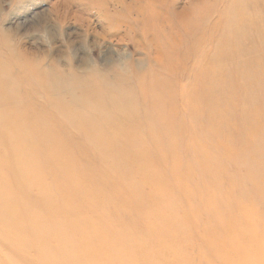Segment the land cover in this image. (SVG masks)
<instances>
[{"label": "rangeland", "instance_id": "rangeland-1", "mask_svg": "<svg viewBox=\"0 0 264 264\" xmlns=\"http://www.w3.org/2000/svg\"><path fill=\"white\" fill-rule=\"evenodd\" d=\"M55 1H58V0H0V57H1V61L3 62L2 64H0V80L2 81V83L5 84L3 85V87H0V115L5 114L8 111H11L16 114V118L14 119L15 121L13 123L11 124L10 123H7V124L0 123V129L3 127H8V128H13V129L16 128L18 131L17 138H13L15 134H12V135L0 134V153H1L0 156L2 155V157H5L7 154V151L9 152L8 154L10 155L12 151H15L13 149V145L15 146V144H20V143L24 144L27 142H31L30 149L27 148L24 151H26V153H30V152L32 153V151L41 152L43 157L42 155L40 156V159L39 157H37V159H39L38 164L42 163L43 165L42 164L41 165L43 167H46L44 164L45 163L47 164V162H51L50 161L51 157L48 151H42V150L40 151V149L36 147V142H39V134L36 133V130L34 128L35 126L36 127L38 126L39 128H45V129L49 127L52 130V134L49 135L48 141L49 143L52 142L51 145L56 146L57 151H60V147H62L64 151H71L72 153L76 155L78 154L77 156L81 157L82 159H83V156L85 155L86 156L88 155L87 157L92 156L91 157L92 160L96 162L97 164L99 162L98 160H100L102 157L106 158L107 161L108 160L116 161V159H113L114 156L111 153H109V151L108 153L103 152V150H101L100 147L96 146L94 142L91 141L90 135H92V130H93V135H95L93 128L89 130V128L83 129L81 127L82 119L79 115L76 114V111L79 109L78 108L79 106L76 105V103L74 102L69 103L71 102L69 99L71 95V93L69 92V90L71 91L69 78L67 77L68 80L66 79V81L64 82L62 81L63 79L60 78V75L62 74V70L66 71L72 68L78 72H81L83 74L81 75L82 77L83 76L85 77L86 75L88 79L91 78L92 80L93 79L101 80L103 78L101 81L104 80L105 82H107L106 86L111 88V89L108 88L104 91H107V90L109 91L110 89V92L111 91L116 92V94L113 92L112 95L113 96L115 95V97L118 96L119 98L118 97L117 98L119 100L121 99L120 101H122V103H119L120 101L117 98H115V100L117 99L116 101L119 105L115 104L116 101L114 99L110 102V99H108L109 92L107 91V92H104V95L107 94L106 95L107 98L103 100V102L105 101L104 104L106 105L102 106L103 105V102H102L100 108L103 109L102 107H104L105 110L108 109L109 111H114L115 113H117L116 115H118V118L115 120L119 119L118 121L121 122L122 125L126 123H130L128 122L129 120L131 121L135 120L136 123L139 124V130H140L138 133L136 132L137 137H134L135 133H132L133 135L130 133L134 137L132 138L133 143H129L128 145L123 146L119 151L117 149H114L112 151H115L117 153V157H121L123 154V151H127L126 153L128 154L132 153L133 155L135 153L136 155V152H138L136 149L143 147L142 149L144 151L140 149L139 151H141V153L138 156L142 160L141 162L146 164L145 165L146 167H149L147 168V170H150V172L152 171L154 175H156L157 177L156 179L159 182H161L163 187L160 192H157L158 199L165 204V208L168 211H171L172 216H173V218L171 219L169 218L171 215L162 216V218L161 216L156 217L154 215L155 217L152 216L147 221L140 222V220L136 218L132 219L133 217H131V215L133 213L130 214L131 212H126V211L120 212L121 213L119 214L120 217H123V219H121L120 221L122 222L125 228H128L127 230L130 236L134 237L137 240V242L139 241L138 242L139 245L140 243L142 245L145 244V243H142L143 241L142 235L143 233L146 232V237L149 239V242H150V243L148 242L149 247L148 245H146V249L150 250L151 252L150 253L151 262L148 261V263L146 264H162V261L156 259V255L161 256V255H164V253L169 255L168 260H171V263H174V264L176 263V261L181 264H184V263L185 264L187 263L198 264L199 263L198 254L200 253V251H206L208 257L216 261L218 264H221L223 262H224L223 264H231L232 262H234L235 264H238L239 261L237 263V260L240 259V257L242 256H246V254L250 259L254 260V264H256L255 262L260 263L261 259L264 260V236H258L257 238H254L250 242L249 241L250 239L248 240V238H246V236L244 235V238L246 239V241L248 240V244H245L244 239H241V243L239 242V244L236 245L235 247L232 242L233 237L229 236L228 234L226 235L225 229H224V226L228 224L229 226L234 227L235 234L237 232V235L239 236L240 233L243 232V229L244 230L247 229L246 230L247 232L251 231V229L252 231L257 230V232H259V228L261 227L260 221H257L259 220V218L257 217V214L255 212L258 211V208L260 209L261 207H263L264 197H262L259 194V192L255 191L253 188L255 187V178H256L255 173H257V175L258 174L264 175V166L260 167V164L258 163V161L253 157L254 156L253 153L258 152L264 155V124L261 125L262 128L259 131V133L262 134L261 138H259L257 142L253 145V147L250 150H248V151H251V153L249 152L247 157H244L243 155L242 156L238 155L236 151H232L233 153H236V154L230 155V151L226 150L225 148L221 146L212 145V141L210 142V140L213 137L212 135L213 132L210 130V123L207 124L208 118L206 117V111L208 109H209L208 111H210L211 109H213V107L212 108L211 106L207 107L205 104H201L199 102V100L200 99L202 100L204 96L207 97V94L206 93L201 94L199 96L200 99L198 97V99H194V101H192V95L190 94L191 96L185 97L187 98L185 100V103L187 104L180 103L178 105L174 101L176 107L178 106L177 107L178 110L176 111L177 112L176 116H178L176 117L177 127L175 125V128L178 129L179 132H181V128L183 130L184 127H187V126L188 127L190 126V127L185 129L187 131V134L184 135L182 140L180 139L178 141V136H177L176 142L178 144L173 143L175 144L173 145L171 142H169V140H167L168 137L166 136L165 137L167 139L162 140L163 138L161 136L162 133L160 132L159 134L158 130L155 129L157 125H162L163 122H161V124H160V121L159 122L156 121L154 123L153 119H151L153 115L150 112L153 109L152 110L150 109V105H149L150 99L147 98L146 99L147 102H146L145 98H142L140 96L139 90L134 89V88H137L136 86H138V84L140 83H143L144 85L148 84L149 81L151 80L150 75L152 74V77H154V80L156 79V80L164 81V82L173 81L172 82L173 86H167L163 89V91L164 90H176L179 92L178 89H182L183 85L185 86L186 84H189V82H192L191 76L193 75V73H196V71L199 69V63L202 57L206 55L207 50L210 49V51H212L216 49L215 45L217 44H215L216 41L213 40L211 42L210 41L203 42L199 50H196L190 56L189 59L185 57L182 58V56H180L181 53H177L176 51L173 56V60L177 63V70L173 74L174 78L172 75L168 74L169 72L168 70L163 68V66L167 63V60L163 54V50L160 47L161 42L165 40L166 38L167 39L171 38L169 40L174 42L173 39L175 37L178 38L180 36L184 38L186 37V39L188 40V38H190L188 31L195 27V25H190V22H188L186 25L187 29L185 31L184 29L185 27L182 28L180 23H177V18L175 17L177 13H180L181 11L186 9L187 6H189L192 3V0H179L176 3L175 7L172 8V10L169 9V1L171 0H154L153 6L151 7L144 6L145 13L148 15L150 14V16L154 18L152 19L153 27L150 29L152 32L151 31L149 32V30L145 32L144 27L141 26L139 22L138 24H136L134 20L131 21V23L133 24V28L129 27L128 25H125V23L123 24L118 23V21L121 20V18H123L122 16L125 13L126 8H124V5L133 3L134 0H108L109 10L108 9L100 10V7L98 6H92V5L88 6L82 0L81 1L72 0L71 2L68 3L69 4L68 6H64L62 4H58L59 6L58 5L56 6L54 3ZM208 1L210 5L212 6L211 8H214L215 6L212 4V0H208ZM219 2H221L222 4H225L229 2V0H220ZM194 9L196 8L194 7ZM133 14L134 15H131V16H133L132 18L134 19L136 12H133ZM216 15H219V13H217ZM191 16L192 15H186V17H189V18L185 20L186 21L191 20L192 18ZM225 18L226 16H224V20ZM168 25H170V27ZM160 28L163 29L162 33H165V34L161 33L162 36L160 37V40H159L156 37L154 32L156 30H159ZM261 33L263 32H260L259 34L260 37L262 35L264 36V34L261 35ZM181 44H176L175 46L177 45L179 46ZM260 49L262 50L261 53L262 52L264 53L263 44L260 46ZM204 50H205V54H202ZM263 53L260 54L262 55V57H264ZM263 60L264 58L261 59V61ZM205 61L206 59L203 60L201 65H203ZM60 72L61 74L59 75ZM175 75L180 78L178 79ZM142 76H145L146 79ZM87 77L85 78L87 79ZM55 80L56 82H54ZM57 80L59 82H57ZM60 80H61V83H60ZM245 80H247L246 77L242 79H238L236 80V84L238 85L239 82L245 81ZM72 81L73 83H78V81H75V80H72ZM207 83L205 84L206 86H208V84L211 85L210 83L208 84ZM56 84L64 88L67 87V89L66 90L64 89L63 91L64 92L67 91L65 93L67 94L70 93V94L66 96V94L63 92L61 94V91L57 92L59 87H57ZM68 87H69V90H68ZM71 87H73L72 84H71ZM73 88L75 90L76 86H74ZM93 89L96 92L103 91L102 88L95 87V85ZM86 90H90V89H86ZM78 91L81 93L80 90ZM123 92H125L126 94L125 93L123 94ZM60 94L62 96L64 95V97L60 98L61 97ZM128 94H130V96H128ZM121 95L123 96V98ZM125 95L128 97V99L124 98ZM232 95H234V91H232ZM212 96L215 99L216 98L218 99L217 96H214V95ZM64 98L67 100L63 101ZM188 98H190V101H188ZM52 101H59L61 103L60 105L62 106L64 105V106L63 107L61 106L62 109H59L57 106L55 107L54 104H52ZM123 101L126 103H123ZM144 101L146 103H144ZM190 102L192 103L190 104ZM107 103L109 104V106H107L108 105ZM198 103H200L203 106L201 107V109H198L196 111L194 109H195L196 104ZM124 104L127 106V108L124 107ZM168 104L169 103L164 104V106L162 105V109L164 112L160 109L159 110L160 112L157 111V113L154 114V117L157 115L156 116L157 120H160V119L162 120L166 111L169 110V106L175 107L171 103H170L171 105L170 104L168 105ZM238 104L239 105L241 104V100ZM28 105L29 106L34 105L37 107H39L38 105H40L43 108L42 110L46 114V120L38 121L33 124L32 122H33L34 116L32 115L31 117H29V114H28V118H27L26 113L24 112L26 111ZM212 105L214 104L212 103ZM191 106L192 107L194 106V109ZM64 107L66 108L65 109L66 111L69 109L68 112L71 113L69 115L70 117H67L68 119L71 118L70 120L62 116L64 114H62L61 112L62 110H64ZM115 107L117 108L119 107V108L117 109ZM110 108L112 110H110ZM184 108H186L187 110L188 108L189 110H191L190 108H192L196 112V114H194L193 112L194 116H190L188 111H186V109ZM218 108L219 106L217 107V109ZM217 109H213V110L216 111ZM119 111L121 113L124 112V116L122 115L120 116L121 113ZM49 112L51 113V115ZM147 113L149 114V116ZM183 113H185V116ZM126 114L128 115L127 117H126ZM158 115H159V119H158ZM148 117L150 119H147ZM197 117H200V118L198 119ZM189 119H191V121ZM178 120L179 121L181 120L180 121L181 124ZM186 121L187 122L189 121V123H187ZM153 123L156 126H154ZM233 124L235 126L234 127L232 126L234 128L232 130V133L233 135H236L233 138V140L236 144L239 145L240 138L238 136V132L242 128L241 127L242 123L239 120H237ZM151 125H153L152 129L150 128ZM191 125L194 126V129H195L194 132H193V129H191L193 128V126ZM196 125L198 126L197 127L198 131L196 130ZM73 126H74V129H73ZM198 128L201 130L203 129V130L201 131ZM187 129L190 130L189 133ZM197 133H199V135ZM117 135L119 136V140L124 139L123 138L124 136L120 137L121 134H117ZM189 135L192 137H190ZM193 135H195L196 137L197 135L200 136L199 142L201 144L200 143L197 144L195 150L194 149L189 150L188 146L192 144L190 141H191V138H193ZM87 136H89L88 139H87ZM215 137L217 141L220 142L221 137H219L218 135ZM201 138H202V142H201ZM128 140L130 141V139ZM236 144H235V147L237 146ZM143 145L145 146V148L147 147V151L145 150ZM208 147L210 148L208 149ZM19 149L16 148L17 151H20ZM172 149L173 151L174 150L177 151V153L173 154ZM205 150L206 151L211 150L213 152L211 151L206 152ZM130 151L132 152L130 153ZM190 153L193 154L194 156H191ZM207 153H209L210 155L211 154L213 155L210 156ZM176 154L178 157L176 156ZM70 156H73V155H70ZM201 157H203V160L201 159ZM206 158L209 160L210 164ZM71 159L73 160V163H71V165H73L75 168L74 170L75 176L76 177H78L79 175L81 176V173L82 174L84 173L82 169L87 168V162H83L81 166H84V167L81 168V166H78L79 164L76 163L72 157ZM171 160H173V162ZM107 161L103 162L100 165L101 167L99 166L97 169L98 176L101 179H107L108 177H111L112 179V177H114L115 175V172H114L115 169L113 168L108 169V167H105V166L111 165V163L108 164ZM197 163H200V164L197 166ZM92 164L96 165L95 163H92ZM261 165H264V161ZM111 166H114V165H111ZM120 166H122L123 170L126 173L131 172L132 174L131 179L133 178L135 179V182L137 184L136 185L137 186L136 198L146 199L145 195H148L151 192L150 186H147L146 183H142L139 180V177L137 176L136 172L134 171V169L131 168L129 164H127L126 162L123 163L121 161ZM195 167L198 170H196ZM2 168H1L2 170L1 169L0 170L3 176V180L12 185V188H13L12 191L15 194V198L14 200H11L12 198L10 197L7 198V196L3 197L4 195H0L1 196L0 197V207L2 208V209L0 208V214L3 215V217L2 215H0V223L1 221H4L2 222L3 224L6 223L5 221L8 222V224L6 223L4 226L2 225V223L0 224V232H1L0 233V248L3 251L14 250L15 251L14 253H17L19 255V258H17V260L15 261L17 264H22V263L40 264L38 262V259H33V260L32 258L30 259V254H31L30 249H32V252H35L37 248L34 242V238L31 239L30 237L31 232L28 230L30 228L28 221L31 220L32 222L35 223L38 221V217L42 218L43 214H45L48 219L50 218L49 216L50 213L48 214V211L45 210L47 208H45L44 204H42L43 200L40 199V197H38L37 191H39V188L38 189L35 188L34 185L31 186L30 189L29 187H25V188L19 187L20 180L22 179V177L25 179L26 178L31 179L32 176L35 175L36 173L34 172L27 173L26 170L21 167L18 169H12L11 165H8L7 167L3 166ZM95 168L96 167L94 166V169ZM171 168L172 170H174V173L171 170ZM15 170H20V172L16 174L14 173ZM154 170L156 171V173ZM195 171L198 173H196ZM170 172L173 174H171ZM42 174L44 176V182L53 185V176L51 175L50 177H46L44 173ZM173 175H175V177ZM188 175H189V178H188ZM212 175H214L215 177ZM59 176H60L61 183H63L66 180L65 178H67L65 173H60ZM173 178L174 179L176 178L179 180H176V179L174 180ZM240 178L244 180L245 191L249 192L248 194L251 195L253 201L255 200L254 206L251 204V202H249L248 198L246 197L245 199L246 201L248 200L247 202L243 201L241 204H238L239 202H236L239 196L243 197L244 199V196L241 195L240 187H238L241 181ZM0 180H2V177L0 178ZM228 182L229 183L231 182V183L229 184ZM110 183L111 181L106 184L107 188ZM197 183L199 185H197ZM212 183L214 184V186ZM1 184H3L7 189H10L9 184H6L0 181V187L2 186ZM111 186L112 188L117 187L118 190H120L118 192H125L127 190L125 189L124 183L118 178L115 181L113 180V182L111 183ZM105 191L106 190L102 192H105ZM209 192H210V195H209ZM72 194L73 196H77L74 193ZM11 195L12 194H9L8 196H11ZM73 196L71 195V197ZM98 197L101 199L109 198L107 195H104V194ZM226 197L228 200L226 199ZM2 198H5V200ZM19 198L21 199L24 198L26 199V201L31 202V204L32 203L34 204L33 205L30 204V207L26 206L27 208L25 209H20L18 208V205L15 203V201ZM117 198L123 199L122 195H118ZM1 199L4 201H2ZM8 199H10L11 201H9ZM56 199L59 200L58 204H60V206L65 205L67 203V202L63 203L61 200L62 198H56ZM209 199H210V202H208ZM73 202H74L73 204L77 203L80 205L78 201L75 202L73 200ZM209 203H210V206H209ZM245 203L248 204V207H247V204L244 205ZM11 204L16 205L17 212L15 213L17 214L15 216L17 217H26L30 212H32L29 214L31 215L30 219L27 216L23 220L27 228L21 227L22 225L18 227V224L16 222L14 224L11 218L7 219L5 217L7 215L5 214L6 210L7 209L11 210V207H9V205L12 206ZM49 205H50L51 211L55 209L56 207L55 203L53 202H51ZM204 206L206 208H204ZM249 206H251L252 208H250ZM137 207H138V204L135 203L133 208H137ZM253 207H256V210L255 208L253 209ZM210 209L211 210L213 209V211H210ZM140 210L143 211V208ZM250 210L254 212L251 215H250V212H251ZM247 211H249V214ZM34 214H37V215H34ZM68 214L70 215V217L65 216V218L73 219L75 217L74 212H72L71 210L68 211ZM127 215L129 217H127ZM178 215H180V220L182 221L181 224L184 227V229H186L187 231L189 230L188 233L186 234L187 237L182 236V238H180L179 236L180 230L179 229L177 230L175 228L176 223H172V226L170 227H168L169 224H166L167 220H170V221L177 220ZM244 218L246 219L245 222H243ZM185 220H188V221L191 220V221L190 223L184 224V222H186ZM247 220H248V223H246ZM134 222L137 224V226L135 225ZM146 222L147 224H152V225L154 224L153 227H156V230H159L161 226L167 227V229H164L165 233L162 232L161 240L165 241V244L168 245V247L163 248V245L158 244L159 241H158L157 235H154V231L153 232L151 230L146 231V227H145ZM41 223L42 222H38L33 227L39 226ZM250 223H251V226H250ZM16 224H17V227H16ZM50 224L51 226H53L51 222ZM60 224H61V221H58L56 226ZM202 224L204 227L202 226ZM255 225L257 226V228ZM69 226L76 229V227H74L73 220H70L69 224H66V227H69ZM134 226L136 227L134 228ZM237 226L241 230L238 229ZM1 227H5V228L1 229ZM10 227L11 228L13 227L12 229H14L15 234L8 232L9 230L7 229H11ZM21 230H23L22 231L23 233H21ZM53 231L54 230H52L50 226L48 225V223L46 222L44 227L42 228V232L50 234ZM18 232L21 235L18 234ZM207 232H209L208 236H206ZM17 234L20 237H22L21 240L23 241L24 244L21 243V240L20 241L16 240L15 235ZM155 234H157V232H155ZM235 234L233 233V236ZM116 236H118V234ZM139 236L141 237L138 238ZM202 236H205V239H208L207 244L203 242V239L201 238ZM240 237L242 236L240 235ZM186 238H188V240ZM48 242H50V244L48 245L47 249L43 250V256L47 258H50V256H54V258H58L57 264H60V262L61 264H63L67 262L70 263L73 261V258L65 259L67 262L61 261L64 259L63 255H65L63 253L68 251V248H69L68 246L58 247L56 245V240L54 239V237H51L48 240ZM172 242L173 244L171 245ZM213 243H215L217 247H214V248L210 247V245H212ZM249 243H252V244H249ZM218 244L220 245V247L218 246ZM240 245L241 247L238 250V247ZM74 246H78L79 248L83 247L81 242L75 243L72 247L74 248ZM204 248H208V250ZM172 249H174V251L175 250L178 251L177 256L174 252H172ZM134 250L136 251V248L133 249V251ZM254 250L256 251V253L254 252ZM24 252H27L26 256H23ZM93 256L96 261L99 259L98 254H94ZM206 262L208 263V260L204 259V262L201 264H207ZM128 264H131V262H129Z\"/></svg>", "mask_w": 264, "mask_h": 264}, {"label": "bare ground", "instance_id": "bare-ground-1", "mask_svg": "<svg viewBox=\"0 0 264 264\" xmlns=\"http://www.w3.org/2000/svg\"><path fill=\"white\" fill-rule=\"evenodd\" d=\"M71 1L72 0H58V1H55L54 3L56 6L58 4L68 6L69 5L68 3ZM82 1H84L88 6L92 5V6L100 7V10H107L109 8L108 7V5H109L108 0H82ZM178 1L179 0L169 1V9L172 10V8L175 7V5ZM219 1L220 0H212V4L215 7L211 8L212 6L210 5L208 0H192V3L189 6H187L186 9H184L183 11H181L180 13H177L175 15V17L177 18V23H180L182 28L185 27L184 28L185 31L187 29L186 25L188 22H190V25H195L194 28H192L191 30L188 31L190 38H188V40H187L186 37L185 38L182 36H180L178 38L175 37L173 39L174 42L169 40L171 38H168V39L166 38L165 40L162 39L163 41L161 42V46L159 45L161 47V49L163 50V54L167 60V63L163 66V68L168 70L169 71L168 74L172 75L174 78L173 74L177 70V63L173 60V56H174V53L176 51H177V53H181L180 56H182V58L185 57V58L189 59L190 56L196 50H199V48L203 42H209V41L211 42L213 40L216 41V43H215V44H217V45H215L216 49H214L212 51H210V49L207 50L206 55L204 57H202V59L199 63V69L196 71V73H193V75L191 76L192 82H189V84H186L185 86L183 85L182 89H178L179 92L176 90H164L163 91V89L165 87L173 86V84H172L173 81L170 80L171 82H169V81L164 82V81H159L156 79L154 80V77H152V74H151L150 75L151 80L150 81L148 80L149 83L147 82L148 84H145L146 86L143 83H140V84H138V86H136L137 88H134V89L139 90L140 96L142 98H145L146 102H147V100H146L147 98L150 99V104H149L150 109L151 110L153 109L150 112L153 115V117L151 119H153L154 123L156 121L157 122L160 121V124H161V122H163L162 125H157V126L153 123L154 126L157 127V128L155 127V129L158 130L159 134H160V132L162 133V135H161L163 137L162 140L167 139L166 137H168L167 140H169V142H171L172 144L177 143L176 142L177 136H178V141L180 139L182 140L184 135L187 134V131L185 129L190 127V126L188 127L186 125L187 127H184V129L182 130V128H181L182 125H181L180 126L181 132H179L178 129L175 128V125L177 127L176 117H178V116H176V113H177L176 111L178 110L177 109L178 106L176 107L174 101L178 105L180 103L181 104H183V103L187 104V103H185V100L187 99L185 97H187V96L189 97L192 95V101H194V99H198V97L201 94L206 93L207 97L204 96V98H202V100L199 97V99H200L199 102L201 104H205L207 107L211 106V108L213 107V109H217V107L219 106V108L216 110L217 112L211 108H210L211 109L210 111H208L209 109L207 111L205 110L206 111V117L208 118L207 124L210 123V130L214 133V134L212 133L213 137L210 140V142L212 141V145L221 146V147L225 148L226 150L230 151V155L236 154V153L232 152V151H236L238 153V155H240V156L243 155L244 157H247L249 152L251 153V151H248V150H250L253 147V145L257 142V140L259 138H261L262 134L259 133V131L262 128L261 125L264 124V63H263L264 60L261 61V59L264 57H262V55H260L263 53V52L261 53L262 50L260 49V46L262 44L264 46V36L262 35V34H264V0H229V2H227L225 4H222ZM143 3H145V4H143ZM153 4H154V0H134L133 3L125 4L124 8H126V10H125L124 15L122 16L124 19L121 18V20H119L118 23H122V24L125 23V25H128L129 27L133 28V24L131 23V21L134 20V22L136 24H138V22H139V24L144 27L145 32H147L148 30L150 32L151 31L150 29L153 27V25H152L153 20L152 19H154V18L152 16H150V14L148 15L145 13L144 6L151 7V6H153ZM192 5H193V7H192ZM194 7L196 9H194ZM54 10H55V8H54ZM133 12H136L134 19L132 18L133 16H131V15H134ZM217 13H219V15H216ZM186 15H192L191 20L186 21L185 19L189 18V17H186ZM224 16H226L225 20H224ZM80 21H82V20H80ZM168 26L170 27V25H168ZM159 30H156L154 33H155L156 37L160 40V37L162 36L161 33H162L163 29L160 28ZM260 32H263V33H261V35L263 37L262 36L260 37V35H259ZM162 34H165V33H162ZM155 41H157V40H155ZM157 44H158V42H157ZM176 44H181V45L175 46ZM202 54H205V50L203 51ZM204 59H206V61L203 65H201ZM228 61H230V62H228ZM0 62H1L0 64L3 63L1 61V57H0ZM60 74H61V72L59 73V75ZM81 75H83L81 72H78L72 68H70L66 71L62 70V74L60 75V78L63 79L62 81L65 82L66 79L68 80V78L70 81L71 91L69 90V87H68V90L71 93L70 98H69L71 102H69V103L74 102V103H76V105L79 106L78 107L79 109L76 111V114L79 115L82 119L81 127L83 129L89 128V130L91 128L94 129L95 135H93V130H92V135H90L91 141L94 142V144L96 146L100 147V149L103 150V152L108 153V151H109V153H111L114 156L113 159H116V161L115 160H111V161L108 160L107 161L106 158L102 157L100 160H98L99 162L97 164L96 162H94L92 160V158H91L92 156L87 157L88 155L87 156L85 155V156H83V159H82L81 157L77 156L78 154L76 155V154L72 153L71 151H64L62 149V147H60V151H57L56 146L51 145L52 142L49 143V141H48V137L50 134H52V130L49 127L45 129V128H39L38 126L37 127L35 126V128H34L36 130V133L39 134V142H36V147L38 149H40V151L41 150L42 151H48L49 155L51 157V160H50L51 162H47V164L46 163L44 164L46 167H43L42 163H41L42 165L38 164V160L40 159V156L42 155L41 152L32 151V153L31 152L26 153V151H24L27 148L30 149L31 142H27L24 144H22V143L15 144L14 143L15 146L13 145V149L15 151H12V153L10 154V155L13 154L12 156H10L8 154L9 153L8 151H7V154L5 153L6 154V156L4 155L5 157H2V155L0 156V169L3 166L7 167L8 165H11L12 169H18L21 167V168H24L27 173H30V172L36 173L33 176L31 175L32 176L31 179H28V178L25 179L22 177V179L20 180L19 187H22V188L29 187V189H30V187L34 185L35 188H37V189L39 188V191H37L38 197H40V199L43 200V203L42 202L41 203L44 204L45 208H47L45 210L48 211V214L50 213V215H49L50 218H48V219H47V216L45 214H43L42 215L43 219L41 217H38V221L35 223L32 222L31 220L28 221V223L30 225V228L28 230L31 232L30 237H31V239L34 238V242H35V245L37 248V250L35 252H32V249H30V252H31L30 259L31 258H32V260L38 259V262L40 264H57L58 258H54V256H50V258L43 256V250L47 249L48 245L50 244V242H48V240L51 237H54V239L56 240V245L58 247H60V246H62V247L68 246L69 247L68 251L63 253L65 255H63L64 259L61 261L64 262V261H66L65 259H72L73 258L72 262L68 263L66 261L67 263H63V264H110V263L111 264H128L129 262H131V264H146V263H148V261L151 262V260H150V256H151L150 253L151 252H150V250L146 249V245H148V247H149V243H150L149 239L146 237V232L143 233V235H142V237H143L142 243H145V244L142 245L140 243V245H139V243H138L139 241L137 242V240L134 237H131L128 230H127L128 228H125L123 226L122 222L120 221L121 219H123V217H120L119 214H121L120 212H122V211L131 212L130 214L133 213L131 215V217H133L132 219L136 218V219L140 220V222L141 221L145 222L150 217H152L154 215L156 217L161 216V218H162V216H167V215L170 216L171 215L169 218L172 219L173 218L172 212L168 211L165 208V204L158 199L157 192H160L162 190V187H163L161 182H159L156 179L157 177H156V175H154V173L152 171L150 172V170H147V168H149V167H146L145 166L146 164L142 163L141 162L142 160L138 156L141 153V151H139V150L142 149L143 147L136 149L138 151V152L135 151L137 156L135 155V153L133 155L131 153L132 151H130L131 154L126 153L127 151H123L122 156L117 157V153L115 151H112L114 149H117L119 151L123 146H126L129 143H133L132 138L137 137L136 132L138 133L140 131L139 130V124L136 123V121L132 119L133 121H131V120L128 121L130 123H126V124L122 125L121 122L118 121L119 119L115 120L118 118V115H116L117 113H115L114 111H109L108 109L105 110L104 107H102L103 109H101L100 108L101 103L103 102V100H105V98H107V96H106L107 94L104 95V92H107L108 90L107 91H104V90H106L110 87L106 86L107 82H105L104 80L101 81L103 78L101 80H94V79L92 80L91 78L88 79V77L86 75H85V77H87V79L84 76L82 77ZM100 76H98V77H100ZM142 77L145 78V76H142ZM245 77L247 78V80L239 82L238 85L236 84V80L242 79ZM177 78L179 79L180 77H177ZM122 79H124V78H122ZM72 80L78 81V83H73ZM126 80H128V79H126ZM54 82H56V80ZM57 82H59V81L57 80ZM207 82L210 83L211 85H209ZM60 83H61V80H60ZM206 83L208 84V86L205 85ZM71 84L73 87L76 86L75 90L73 87H71ZM3 85H5V84L2 83V81L0 80V87H3ZM94 85H95V87L102 88L103 91L96 92L95 91L96 88H95V90L93 89ZM57 87H59L57 92L61 91V94H62V92L63 93L67 92V91H65V92L63 91L64 89L66 90L67 87L64 88V87L59 86V85H57ZM112 88H113V86H112ZM118 88H120V87H118ZM86 89H90V90H86ZM110 89L108 91L109 92L108 99H110V102H111L113 99L115 100V98H117L118 96H116V97H115V95L113 96L112 94L114 91H111L112 92L111 93ZM78 90H80L81 93ZM122 91H124V90H122ZM232 91H234V95H232ZM70 93H68V94H70ZM114 93L116 94V92H114ZM124 93L125 92H123V94ZM65 94H66V96H68L67 93H65ZM212 95L217 96L218 99L216 98L217 99L216 100ZM125 96H124V98L128 99V97L127 96L125 97ZM128 96H130V94H128ZM63 97H64V95L63 96L61 95L60 98H63ZM122 98H123V96H122ZM61 100H63V99H61ZM65 100H67V99L64 98L63 101H65ZM240 100H241V104L239 105L238 103L240 102ZM142 101H143V99H142ZM145 101H144V103H146ZM172 101H173V103H172ZM188 101H190V98H188ZM195 101H197V100H195ZM104 102H103L102 106L106 105V104H104ZM106 102H107V100H106ZM114 102H112V103H114ZM119 103H122V101H120ZM123 103H126V102L123 101ZM166 103H169V104L171 103L175 107L169 106V110L168 111L165 110L166 113H165L164 117L162 118V120L161 119L157 120L156 119L157 115L154 117V114L157 113V111H159L160 109L163 111L162 105L164 106V104H166ZM191 103L192 102H190V104ZM200 103L196 104L195 109H194V106L193 107L191 106V107L197 111L198 109H201V107L203 106ZM212 103L214 105H212ZM52 104H54L55 107L57 106L59 109H62V107L64 106V105L63 106L60 105L61 103L59 101H52ZM115 104H118L117 101L115 102ZM38 106L39 107L34 106V105H30V106L28 105L26 111H24L26 113L27 118H28V114H29V117H31L32 115L34 116L33 122L31 121L33 124L38 122V121L46 120V114L42 110L43 108L40 105H38ZM107 106H109V104ZM115 106H117V105H115ZM124 107L127 108V106L125 104H124ZM115 108H117V107H115ZM192 108H190L191 110H189V108H188V110L186 108H184V109H186V111H188L190 116H194L193 112H194V114H196V112ZM65 109L66 108L64 107V110H62V112H61L62 114H64L62 116L64 118L70 117L69 115L71 113L68 112L69 109L67 111ZM155 109H156V111H155ZM110 110H112V109L110 108ZM147 110H149V109H147ZM126 111H128V110H126ZM131 111H132V109H131ZM205 111H204V113H205ZM125 113H127V112H125ZM202 113H203V111H202ZM183 114L185 116V113H183ZM50 115H51V113H50ZM121 115L124 116V112L121 113L120 116ZM159 115H158V119H159ZM13 116H14V118H13ZM127 116L128 115L126 114V117ZM148 116H149V114H148ZM226 116H227V118H226ZM15 118H16V114L11 112V111H8L5 114L0 115V123H4V124L10 123L11 124L15 121L14 120ZM197 118L199 119L200 117H197ZM70 119L71 118H69L68 120H70ZM147 119H150V118L148 117ZM191 119H189V120L191 121ZM237 120H239L242 123L241 124L242 128L238 132V136L240 138L239 145L234 142L233 138L236 135H233V133H232V130L234 129L233 127L235 126L233 123ZM70 123H71V121H70ZM73 123H75V122H73ZM187 123H189V121ZM180 124H181V122H180ZM200 125H201V123H200ZM74 126H73V129H74ZM152 126L153 125L150 126L151 129H152ZM191 126H193V125H191ZM197 127L198 126L196 125V130H197ZM191 129H193V132H194V130H195L194 126ZM199 130H201V129H199ZM31 131H33V130H31ZM189 131L190 130H188V133H189ZM154 132H156V131H154ZM130 133L131 134L135 133L134 134L135 136L133 137L132 136L133 134L131 135ZM0 134H7V135L15 134V136L13 138H17L18 131L16 128L13 129V128H8V127H3L0 129ZM117 134H121L120 137L124 136L123 137L124 139L119 140V136ZM197 134L199 135V133H197ZM198 135H197V137L195 135H193V138H191L190 142L192 144H190L188 146L189 150L190 149L195 150L196 145L200 143L199 142L200 136H198ZM217 135L219 137H221L220 142L217 141V139L215 137ZM190 137H192V136H190ZM88 138H89V136H87V139ZM128 139H130V141ZM201 142H202V138H201ZM207 142H205V143H207ZM125 143H127V144H125ZM235 144L237 145L236 147H235ZM173 145H175V144H173ZM199 147H201V146H199ZM16 148L17 149L20 148L19 149L20 151H17ZM144 148H145V146H144ZM209 148L210 147H208V149ZM173 149H172V153L173 154L177 153V151H175V150L173 151ZM145 150L147 151V147L145 148ZM211 150H208V151H211ZM208 151H206V152H208ZM211 152H213V151H211ZM191 153H192V151H191ZM191 153H190V155L194 156ZM99 154H101V153H99ZM207 154H209V153H207ZM70 155H73V156H70ZM163 155H164V153H163ZM196 155H197V153H196ZM211 155H213V154H211ZM253 155H254L253 157L260 164V167H263L264 165H261V164L264 161V155H262L261 153H258V152H254ZM79 156H80V154H79ZM81 156H82V154H81ZM147 156H148V154H147ZM165 156H166V154H165ZM176 156H177V154H176ZM37 157H39V159H37ZM42 157H43V155H42ZM71 157L75 160L76 163L79 164L78 166H81V164L83 162H87V168L85 167L86 169H82L84 173L83 174L81 173V176L80 175L78 177L75 176V174H74L75 168L73 165H71V163H73V160L71 159ZM212 157H214V156H212ZM173 158H174V156H173ZM166 159H168V158H166ZM201 159L203 160V157H201ZM214 160H215V158H214ZM106 161L108 162V164L111 163V165H114V166L109 165V166H105V167H108V169H111V168L115 169L114 170L115 175H114V177H112V179L114 181L117 180V178L119 180H121L125 185V189H127L125 192H118L120 190H118L117 187L112 188L111 183L113 182V180L111 179V177H108L107 179H101L98 176V173H97L98 167L103 162H106ZM121 161L123 163L126 162L127 164H129L131 166V168L134 169V171L136 172L137 176L139 177V180L142 183H146L147 186H150L151 192H150V194L145 195L146 199H143V198L137 199L136 198V191H137L136 185L137 184L135 182V179L134 178L131 179V177H132L131 172L126 173L123 170L122 166H120ZM171 161L173 162V160H171ZM207 161L209 162L208 159H207ZM91 162L95 163L96 165L92 164ZM195 163H196V161H195ZM200 163H197V166ZM216 163H217V161H216ZM209 164H210V162H209ZM94 166L96 167L95 169H94ZM191 166H193V165H191ZM82 167H84V166H81V168ZM195 169L198 170L196 167H195ZM201 169H202V167H201ZM1 170H0V178L2 177V180H0V181L4 182L6 184H9L8 182L3 180ZM171 170H172V168H171ZM189 170H190V168H189ZM172 171L174 173V170H172ZM19 172H20V170L14 171V173H16V174ZM220 172H221V170H220ZM42 173H44L46 177H50L51 175L53 176V185L44 182V176ZM60 173H65L67 176V178H65L66 180L63 183H61V180H60V176H59ZM155 173H156V171H155ZM173 173H171V174H173ZM196 173H198V172H196ZM214 175H212V176H214ZM173 176L175 177V175H173ZM197 176H198V174H197ZM255 176H256L255 187L253 189L255 191L259 192V194L262 197H264V175H261V174L257 175V173H255ZM188 178H189V175H188ZM198 178H200V177H198ZM209 178H211V177H209ZM176 180H179V179H176ZM240 180L241 181H240V184L238 187H240V190H241L240 192H241V195L244 196V199H243V197L239 196L240 198L238 197V200L236 202H239L238 204H241L243 201L247 202L249 200V202H251V204L254 206L255 200L253 201L251 195L248 194L249 192L245 191L244 180L242 178H240ZM110 181H111V183L109 184V186L107 188L106 184L109 183ZM223 181H224V179H223ZM193 182H195V181H193ZM213 183H215V182H213ZM234 183H236V182H234ZM1 185L3 187L2 186L0 187V195H4L3 197L7 196V198L10 197V198H12L11 200H14L15 194L12 191V189H13L12 185L9 184L10 189H7L3 184H1ZM197 185H199V184L197 183ZM213 186H214V184H213ZM215 186H216V184H215ZM104 190H106V191L102 192ZM202 192H203V190H202ZM72 193L76 194L77 196H73ZM9 194H12V195L8 196ZM103 194L107 195L109 198L101 199L98 197V196L103 195ZM71 195L73 197H71ZM118 195H122L123 199L117 198ZM137 195H138V193H137ZM209 195H210V192H209ZM159 196H161V195H159ZM226 196H228V195H226ZM245 197L248 198L247 201H246ZM56 198H62L61 199L62 202L63 203L67 202V203L65 205L60 206V204H58L59 200ZM161 198H163V197H161ZM2 199L5 200V198H2ZM210 199L208 200V202H210ZM226 199H227V197H226ZM4 200H2V201H4ZM8 200L11 201L10 199H8ZM73 200L75 202L78 201V203H80V205L77 203H76L77 205L73 204L74 203ZM51 202L55 203V205H56L55 209H53L52 211L50 210V205H49ZM15 203L18 205V208H20V209H25L28 206L30 207V204H31V202L26 201V199H24V198L17 199L15 201ZM135 203L138 204L137 208H133ZM33 204L34 203H32L31 205H33ZM246 204L247 203H245L244 205H246ZM209 206H210V203H209ZM9 207H11V210H9V209L6 210L5 214H7L8 216L6 215L5 217L7 219L11 218L13 220L14 224H15V222L18 224V227L20 225H22L21 227L27 228L26 224L23 222V220L27 216L30 219L31 215H29V214L32 212H30L26 217H17V216H15L17 214V213H15V212H17L16 211V205H12V206L9 205ZM216 207H217V205H216ZM247 207H248V204H247ZM249 207L252 208L251 206H249ZM142 208H143V211L140 210ZM204 208H206V207L204 206ZM254 208L256 210V207H253V209ZM70 210L72 212H74L75 217L73 219L65 218V216L70 217V215L68 214V211H70ZM210 211H213V209L212 210L210 209ZM219 211H221V210H219ZM250 211L252 212V213L250 212V215L254 213L252 210H250ZM247 212L249 214V211H247ZM255 213L257 214V217L259 218V220H257V221H260L261 227L259 228V232H257V230L252 231V229H251V231L247 232L246 231L247 229L244 230L242 228L243 232L240 233V235L242 237H240V235L239 236L237 235V232L235 234L234 227L229 226L228 224H226L224 226L226 235L228 234L229 236L233 237L232 242H233L235 247H236V245L239 244V242L241 243V239H244L245 244H248L249 239H250L249 241L251 242L254 238H257L258 236H264V205L260 209L258 208V211H256ZM0 215H2V214H0ZM34 215H37V214H34ZM2 217H3V215H2ZM127 217H129V216L127 215ZM217 219H218V217H217ZM234 219H235V217H234ZM70 220H73V224H74V227H76V229H74L71 226L66 227V224H69ZM240 220H241V218H240ZM49 221L53 224V226H51ZM58 221H61V224L56 226ZM185 221L186 222H184V224L190 223L191 220L190 221L185 220ZM245 221H246V219L244 218L243 222H245ZM2 222H4V221H1V223ZM5 222L8 224L7 221H5ZM38 222H42V223L39 226L33 227ZM46 222L48 223L50 228L52 230H54L50 234L42 232V228L44 227ZM181 222L182 221L180 220V215H178L177 220H175V221H170V220L166 221V224H169L168 227L172 226V223H176L175 228L177 230L178 229L180 230L179 231L180 238H182V236L185 237L189 231V230L187 231L186 229H184ZM246 223H248V220ZM5 224L2 223L3 226ZM17 224H16V227H17ZM139 224H141V223H139ZM135 225L137 226L136 223H135ZM153 225L147 224V222H146L145 223L146 231H148V230L149 231L151 230L152 232L154 231V235H157V238L159 241L158 244L163 245V248L168 247V245L165 244V241L161 240L162 232L165 233L164 229H167V227L161 226L160 229L158 228L159 230H156V227H153ZM136 226H134V228ZM202 226H203V224H202ZM250 226H251V223H250ZM2 228H5V227H1V229ZM12 228L11 229L6 228V229L9 230L8 232L15 234V231ZM237 228L240 229L238 226H237ZM256 228H257V226H256ZM18 230H19V228H18ZM22 231L23 230H21V233H23ZM236 231H237V229H236ZM155 232H157V234H155ZM208 233L209 232H207L206 236H208ZM233 233L235 234L234 236H233ZM18 234H20V233L18 232ZM18 234L15 235L16 240L20 241L22 239V237H20ZM117 234H118V236H116ZM34 235H35V237H34ZM244 235L246 236V238H248L247 241L244 238ZM192 236H194V235H192ZM140 237L141 236H139L138 238H140ZM23 238H25V237H23ZM201 238L203 239V242L205 244H207L208 239H205V236H202ZM62 239H63V241H62ZM186 239L188 240V238H186ZM76 241L81 242L83 247L79 248L78 246H74V248H73L72 246L75 243H77ZM103 242L108 244V245L104 244ZM173 242L171 243V245L173 244ZM21 243H23L22 240H21ZM215 243L210 245V247H213V248L217 247L215 245ZM249 244H252V243H249ZM218 246L220 247L219 244H218ZM184 247H186V246H184ZM240 247H241V245L238 247V250L240 249ZM135 248H136V251L138 253L135 250L133 251V249H135ZM249 248H250V246H249ZM204 249L208 250V248H204ZM14 252H15L14 250L3 251L0 248V264H17L15 261L17 260V258H19V255L17 253H14ZM172 252H174L176 254V256L178 255L177 250L174 251V249H172ZM254 252L256 253L255 250H254ZM21 253H22V251H21ZM26 254H27V252H24L23 256H26ZM94 254L99 255V257H98L99 259L97 261L94 259V256H93ZM168 257H169V255H167L165 253H164V255H161V256L156 255V259L162 261V264H167V263L168 264H174V263H171V260H168ZM204 259L208 260V263L206 262L207 264H218L216 261H214L213 259L208 257L206 251H200V253L198 254V260H199L198 264L203 263ZM238 261H239V263H238ZM223 263H221V264H223ZM237 263L238 264H254V260L250 259L246 254V256L240 257V259L237 260ZM255 263L256 264H264V260L261 259L260 263H258V262H255ZM22 264H25V263H22ZM29 264H32V263H29ZM60 264H61V262H60ZM175 264H181V263H178L176 261ZM187 264H190V263H187ZM231 264H235V263L232 262Z\"/></svg>", "mask_w": 264, "mask_h": 264}]
</instances>
